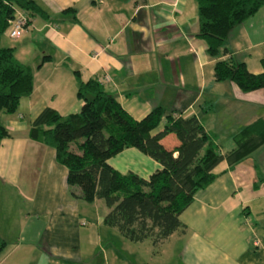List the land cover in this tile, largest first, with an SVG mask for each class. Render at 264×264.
<instances>
[{"label": "crops", "instance_id": "obj_1", "mask_svg": "<svg viewBox=\"0 0 264 264\" xmlns=\"http://www.w3.org/2000/svg\"><path fill=\"white\" fill-rule=\"evenodd\" d=\"M32 1L45 16H30L17 39L8 29L0 38L32 79L15 112L0 114L8 133L0 140V264H264V144L231 167L220 163V173L178 216L185 231L152 246L105 227L102 201L70 197L53 149L28 137L45 109L78 113V79H92L136 121L155 107L193 116L220 154L233 149L232 135L264 116V89L242 93L217 82L213 66L231 57L249 74L261 73L264 5L229 32L228 54L211 59L195 37V0ZM161 143L177 146L173 135ZM107 165L145 180L161 170L133 148Z\"/></svg>", "mask_w": 264, "mask_h": 264}, {"label": "trees", "instance_id": "obj_2", "mask_svg": "<svg viewBox=\"0 0 264 264\" xmlns=\"http://www.w3.org/2000/svg\"><path fill=\"white\" fill-rule=\"evenodd\" d=\"M195 4V37L203 42L205 55L217 59L228 54L224 44L229 32L253 16L264 0H195ZM15 11L24 13L27 25L30 16H45L32 0H0V38ZM260 65L261 73L252 75L231 57L217 60L213 78L233 83L242 93L264 89V51ZM31 90L30 69L15 60L12 48L0 46V114L14 113L19 99ZM75 96L82 101L78 113L61 117L45 109L30 124L28 137L53 149L55 161L66 170L70 197L85 203L102 201L107 209L103 225L131 243L149 241L157 246L172 233L184 232L178 216L193 195L220 173L217 166L224 162L231 167L264 144V116L233 134V149L220 154L213 136L193 116L165 115L155 107L136 121L92 79H78ZM159 125L161 130L151 134ZM167 135L177 142L171 150L161 143ZM6 137L0 125V140ZM127 148L156 162L161 170L146 180L130 172L117 173L107 160ZM4 246L0 239V252Z\"/></svg>", "mask_w": 264, "mask_h": 264}, {"label": "built area", "instance_id": "obj_3", "mask_svg": "<svg viewBox=\"0 0 264 264\" xmlns=\"http://www.w3.org/2000/svg\"><path fill=\"white\" fill-rule=\"evenodd\" d=\"M27 27V19L24 13L15 11L14 18L8 22L7 36L9 39H17ZM107 78H104V81Z\"/></svg>", "mask_w": 264, "mask_h": 264}]
</instances>
